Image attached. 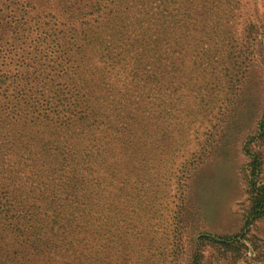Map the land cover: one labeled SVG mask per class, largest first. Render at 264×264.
Instances as JSON below:
<instances>
[{
  "label": "trees",
  "instance_id": "16d2710c",
  "mask_svg": "<svg viewBox=\"0 0 264 264\" xmlns=\"http://www.w3.org/2000/svg\"><path fill=\"white\" fill-rule=\"evenodd\" d=\"M223 1L0 0V15L25 17L0 25V44L21 28L26 53L0 68V264H26L44 242L74 254L67 264H109L108 244L130 226L129 176L118 168L130 166L132 134L147 129L148 86L162 84L166 63L189 41L187 19ZM255 133L248 146L264 142V117ZM248 155L245 226L264 216L261 155ZM206 240L238 254L234 243Z\"/></svg>",
  "mask_w": 264,
  "mask_h": 264
},
{
  "label": "rangeland",
  "instance_id": "374dc122",
  "mask_svg": "<svg viewBox=\"0 0 264 264\" xmlns=\"http://www.w3.org/2000/svg\"><path fill=\"white\" fill-rule=\"evenodd\" d=\"M130 8V3L121 7L129 12L126 17ZM207 10L205 17L193 13L187 19L189 41L173 54V67L166 63L162 84L148 86L147 129L132 134L130 166L118 168L119 175L129 176L130 226L127 233L115 232L122 235L108 244L104 261L109 264H192L194 255L198 264L264 261V216L244 225L248 153L261 155L264 185V142L248 146L264 117V0H224ZM23 18L2 14L0 25L20 24ZM20 30L5 31L3 71L26 56ZM133 93L131 110L140 90ZM106 138L112 137L98 139L100 147ZM206 238L234 243L237 256ZM48 244L31 251L26 264H67L74 256L42 249Z\"/></svg>",
  "mask_w": 264,
  "mask_h": 264
}]
</instances>
